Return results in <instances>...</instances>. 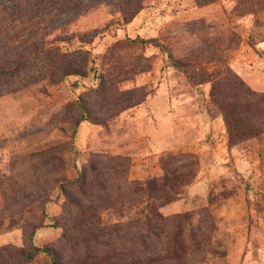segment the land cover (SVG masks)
Returning <instances> with one entry per match:
<instances>
[{
	"label": "rangeland",
	"instance_id": "rangeland-1",
	"mask_svg": "<svg viewBox=\"0 0 264 264\" xmlns=\"http://www.w3.org/2000/svg\"><path fill=\"white\" fill-rule=\"evenodd\" d=\"M239 81L264 94V0H0V264H264Z\"/></svg>",
	"mask_w": 264,
	"mask_h": 264
},
{
	"label": "trees",
	"instance_id": "trees-1",
	"mask_svg": "<svg viewBox=\"0 0 264 264\" xmlns=\"http://www.w3.org/2000/svg\"><path fill=\"white\" fill-rule=\"evenodd\" d=\"M74 72H78L77 69H75ZM237 87L238 89L246 96L248 97V99L250 100V102H248V104H246L247 106H240L236 103H229V104H224L222 106L223 108V115H224V119L225 122L227 124L228 127V132L230 134V136H241V137H245V136H250V135H254V129L251 126H246L244 123L242 124V121H244L243 117L241 116V112L244 109H247V107L249 106V104L252 103H264V94H260L254 91H251L250 89L246 88L245 85L239 81L237 83ZM244 108V109H243ZM258 133H256L257 135ZM39 252H44L48 255H53V251L51 249H49L48 247H39V246H35L33 247L30 251H28L27 253L23 252V251H18V253L20 254V256L22 258L25 259H29L34 257L35 255H37Z\"/></svg>",
	"mask_w": 264,
	"mask_h": 264
}]
</instances>
